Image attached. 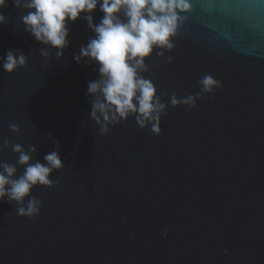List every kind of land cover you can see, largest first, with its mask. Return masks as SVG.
<instances>
[{
  "label": "water",
  "instance_id": "1",
  "mask_svg": "<svg viewBox=\"0 0 264 264\" xmlns=\"http://www.w3.org/2000/svg\"><path fill=\"white\" fill-rule=\"evenodd\" d=\"M188 2L173 50L146 60L168 104L161 135L133 117L101 137L86 96L98 65L73 59L94 37L87 21L46 59L8 0L0 58L20 49L28 62L8 74L0 61V163L16 164L17 143L43 162L58 139L65 167L32 190L34 219L0 202V264H264V0ZM205 75L221 83L214 95L171 107Z\"/></svg>",
  "mask_w": 264,
  "mask_h": 264
},
{
  "label": "clouds",
  "instance_id": "2",
  "mask_svg": "<svg viewBox=\"0 0 264 264\" xmlns=\"http://www.w3.org/2000/svg\"><path fill=\"white\" fill-rule=\"evenodd\" d=\"M13 6L23 9L21 16L24 31L37 43L43 45L41 55L51 59L49 49L55 50L56 59L63 58L64 50L69 47V24L83 17L88 28L94 33L87 45H81L73 59L77 64L98 65L99 76L89 81L86 96L90 97L89 117L99 126L101 137L109 134L110 126L135 118L141 128L151 126V132L159 136L161 118L167 115L168 104L162 101L154 82L144 76L149 71L146 60L153 53L164 57L174 48L182 14L190 10L188 0H12ZM8 0H0V25H6L8 18L3 9ZM103 13L99 23L93 22V13ZM169 63L172 57L168 56ZM4 72L14 73L25 67L28 57L20 49H10L0 58ZM200 91L193 95L178 98L175 93L170 97V105L176 108L185 105L197 106V100L204 94L214 95L221 83L211 75L199 80ZM167 95V93H163ZM9 129L18 133V124ZM51 137V133L48 134ZM5 146L9 145L4 139ZM54 149L43 157V162H33L37 152L34 145L26 150L21 144L11 145L17 154L16 164L0 163V202L5 200L15 204L17 215L34 219L39 215L42 201L33 196L37 186L54 187L50 177L65 165L60 156V143L53 141ZM17 165L24 168L17 176Z\"/></svg>",
  "mask_w": 264,
  "mask_h": 264
}]
</instances>
